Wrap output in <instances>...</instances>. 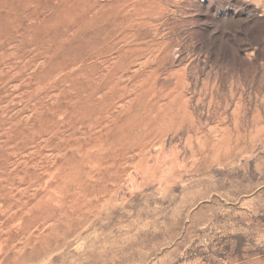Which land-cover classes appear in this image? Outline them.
<instances>
[{
	"label": "rangeland",
	"instance_id": "obj_1",
	"mask_svg": "<svg viewBox=\"0 0 264 264\" xmlns=\"http://www.w3.org/2000/svg\"><path fill=\"white\" fill-rule=\"evenodd\" d=\"M0 264H264V0H0Z\"/></svg>",
	"mask_w": 264,
	"mask_h": 264
}]
</instances>
